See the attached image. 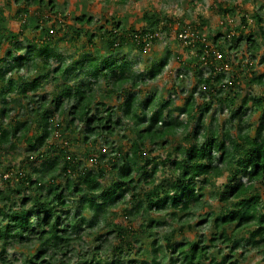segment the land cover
I'll return each instance as SVG.
<instances>
[{
	"label": "trees",
	"instance_id": "1",
	"mask_svg": "<svg viewBox=\"0 0 264 264\" xmlns=\"http://www.w3.org/2000/svg\"><path fill=\"white\" fill-rule=\"evenodd\" d=\"M127 1L118 0V6L123 8ZM11 2L15 7L7 12ZM30 7L34 8L28 25L21 23L22 29L14 33L10 24ZM238 9L218 3L216 13L232 15ZM249 14L243 12L239 25L231 27L234 32L228 29L225 35L216 32L206 38L209 20L203 17L182 28L179 21L173 31V40L183 45L177 38L180 30L194 35L186 46L195 54L187 62L197 70L207 66L209 71L199 80L203 92L198 99L204 101L207 94L230 109L229 119L219 125L216 119L204 123L209 106L204 104L202 110L203 103L194 98L196 88L184 98L178 113L185 117L181 121L167 103L157 106L156 93L137 96L144 95L139 87L143 82L130 62L109 59L125 47L144 50L156 41L158 28L169 31L175 19L145 11L140 17L143 26L136 27L111 13L96 20L83 14L73 17L74 24L68 26L52 0H6L0 6V47L5 41L11 47L27 43L25 62L18 64L8 52L4 61L9 64L0 68V164L5 147L16 149L20 144L25 152L18 164H9L0 173V264H11L6 252L15 247L33 250L29 255L21 252L20 264H64L79 255L75 244H84L85 237L92 245L77 264H240L239 259L244 261L250 252L264 259V72L242 75L264 45V28L258 33L248 29L249 16H258ZM98 23L91 31L89 27ZM25 25L39 29L40 36L26 37ZM60 31L70 40L87 39L81 46L87 49L86 56L94 54L91 49L95 55L79 68L63 63L51 68L49 61L57 56L51 42ZM242 46L249 59L228 63V53ZM215 53L221 55L217 60ZM261 56L264 65V51ZM101 58L106 59L103 64ZM166 65V59L155 61L146 69L148 79H155ZM227 65L235 69L228 78L219 71ZM22 68L39 80L75 78L71 85L57 83L55 90L40 95L36 84L19 87L28 117L20 120L9 116L10 102L17 99L4 94L16 89L12 74ZM242 80L263 86V93L245 94L237 110H232ZM182 84L180 79L174 88ZM25 88L32 93L24 94ZM249 102L250 112L259 114L254 129L243 112ZM178 135H184L186 144L176 142ZM98 139L104 146L112 145L107 154L105 148H96ZM121 139L128 148L117 143ZM78 143L90 147L82 154L89 164L70 152ZM158 151L161 155H154ZM33 156L40 160V168L30 171L27 166ZM167 164L168 176L159 178L158 170ZM119 217L131 223L114 222ZM193 229L198 230L194 238H186V231ZM176 235L181 242L175 241ZM133 250L139 259H130Z\"/></svg>",
	"mask_w": 264,
	"mask_h": 264
},
{
	"label": "rangeland",
	"instance_id": "2",
	"mask_svg": "<svg viewBox=\"0 0 264 264\" xmlns=\"http://www.w3.org/2000/svg\"><path fill=\"white\" fill-rule=\"evenodd\" d=\"M54 1L56 8L64 15L65 23L68 26L73 25L72 18L81 16L83 14H89L93 16V19L96 20L100 15H105L106 18H109V14L116 17H120L122 20H128L135 23V26H143V21L140 19L142 14L147 11L150 14L153 13H161L165 15L167 18L175 19V23L170 26L169 31L164 30L162 26L158 28L155 36L156 41L154 43H149L147 47L138 52L136 50H132L130 47H125L124 50L118 55H110L109 59L111 61H115L117 63H124L128 61L132 64L133 71L140 75L139 80L143 83L140 84V90L144 93L138 94V97L149 96L152 93H156L158 95L157 106L160 108L164 103L168 104L167 109H171L173 112V116H177L184 105V98L191 89L196 88V94L194 96L195 100L198 103L202 104V110L207 104L209 106L208 112H206L203 116L204 123H210L213 119H216L219 125H222L225 121H227L230 117V109L224 108L220 106L214 99L210 98L209 95L206 94V99L204 101L199 100V93L203 92V87L200 85V78H204L208 73L207 66H201L198 70L195 68L194 64L189 65L187 62L190 57H193L195 54L194 50L189 46L183 45L176 40H173V31L177 27V22L181 21V28L186 24L188 25L191 21H196V19L203 17L209 20L207 27L204 29V36L206 38L212 37L216 32L225 35L227 30L229 29L230 33L234 31L231 27H236L240 23V17L242 13H256L258 16L256 18H251L249 16V27L248 29H255V32L258 33L259 28H264V0H128L126 5L123 8L118 6V0H52ZM6 0H0V6L5 3ZM218 3H223L224 5H232L237 6L240 13L225 15L223 16L221 13H216ZM15 7V4L11 2V4L6 9L7 12H10ZM34 7H30L28 13L23 15L21 18H17L9 27H11L14 33L21 30V23L28 25V20L31 15V11ZM250 15V14H249ZM54 15H50V19H54ZM178 19V21L176 20ZM16 23V24H15ZM183 23V24H182ZM23 29V33L29 39L38 38L39 29H33L31 27H27ZM100 24H92L89 28L91 31H96ZM222 26L223 28H219ZM64 31L58 32V34L53 36L51 45L56 49L57 56L52 58L49 61L50 67L54 68L60 63L65 64L68 67L75 68L79 66H83L88 57L95 55V49H91L92 53L86 56L88 53L86 48H84L83 43L85 44L87 39L80 38L78 40H70L68 36H65ZM89 49V50H90ZM264 51V45L260 48V53L256 56V58L252 61L251 67L244 68L242 75L248 74L251 72L263 73L264 65L260 64L259 60L261 59V54ZM11 52L14 60H17L18 64L23 63L27 60V43L25 41L19 42V44L14 46H9L5 41L0 47V68L5 69L9 63L4 61L5 54ZM59 57V58H58ZM243 57V58H242ZM167 60V65L162 70L161 74L158 75L155 79H148L146 69L151 67L155 61L159 60ZM228 63L239 64L241 62L247 61L249 59V53L245 51V47L242 46L236 51H231L227 56ZM101 64L105 62L106 59L101 58ZM189 65L188 68H185V64ZM233 66V65H232ZM227 65L225 69H220L219 71L224 77L228 78L229 73L232 69H235ZM241 69V67H239ZM15 79L16 89L9 94H4V97L7 95V99H17L10 102L11 111L9 112V116L16 117L17 119L23 120L28 119V117L24 114L25 112V104L24 100L20 99L18 96L19 87L24 88L27 84H36V93L40 95L43 92H52L55 90V85L57 83H65L73 84L74 75H71L70 78H59L57 81H52V78L40 79L33 73L26 71V68L20 69L18 72L12 74ZM183 79V84L180 88H174L179 80ZM241 90L238 92V99L235 105L232 107V110H237V108L241 105V99L246 94H250L252 96L262 95L263 86L252 85L249 86L245 80L241 81ZM3 91H6V88H3ZM32 92L25 88L24 94H31ZM2 97L0 95V105L2 102ZM251 103L249 102L247 106L244 108L243 112H246L247 118L246 123L252 125L253 129L256 125V120L258 119V112H250ZM166 115V111L163 112V118ZM179 120L184 121L185 117L182 115H178ZM7 122V121H6ZM195 122H191L189 127L193 128ZM252 129V133H253ZM234 131L232 130V133ZM123 133H119V137ZM55 137V136H54ZM131 137V135H130ZM112 139L118 141L117 136H113ZM184 138V135H178L176 142L179 144H186L187 141ZM120 141V140H119ZM50 142V141H49ZM125 146L129 147L127 141L125 139H121L120 142H117ZM16 149H8L5 147L3 152L1 153V164H0V173L4 170V167L9 164L16 165L23 159L24 153V145H20ZM112 145L104 146L103 141L97 140V149L105 148L103 154H107ZM87 149L90 150V147L82 143H78L71 148V153L77 156L84 165L89 164V160L82 156L83 153L87 152ZM175 154L174 151L171 152V157ZM154 155H161V152H155ZM108 157V156H106ZM31 161L28 162L27 170H32V168H40V160L36 159L33 156ZM104 167L105 164H101ZM169 164L166 167H161L157 176L159 178H166L168 176V168ZM224 177L217 180L216 185L219 186L223 183ZM262 199L264 200V189H261ZM114 222H122L125 225H128L131 222H127V219H123L121 217L114 218ZM138 220H135L133 225L136 226ZM198 230L193 229L191 231H186V238H194L195 233ZM202 232V231H201ZM84 237V235H83ZM103 236L102 238H104ZM112 236H109L111 239ZM182 237L180 235H176L175 241L181 242ZM84 244L81 242L75 244V248H77V253L72 256L70 262H64V264H77L80 262V257L83 256L87 250L91 247V239L89 237H85ZM31 254L33 253L32 249H25L23 251L20 247H15L13 249H9L6 252L7 259L11 264H20L22 259V253ZM130 259H139V253H136V250H133L129 255ZM236 258V257H235ZM234 258V259H235ZM145 259H150L149 254ZM237 260V259H235ZM238 261V260H237ZM62 261H60L59 264ZM240 264H264V259L261 255L256 254L255 252H250V254L246 255V259L244 261H238ZM162 264H168V261L162 262Z\"/></svg>",
	"mask_w": 264,
	"mask_h": 264
},
{
	"label": "built area",
	"instance_id": "3",
	"mask_svg": "<svg viewBox=\"0 0 264 264\" xmlns=\"http://www.w3.org/2000/svg\"><path fill=\"white\" fill-rule=\"evenodd\" d=\"M177 38L182 41L185 45H187L190 42L191 38H194L193 33L185 30H180L177 34ZM221 55L219 53H215V59H219Z\"/></svg>",
	"mask_w": 264,
	"mask_h": 264
}]
</instances>
